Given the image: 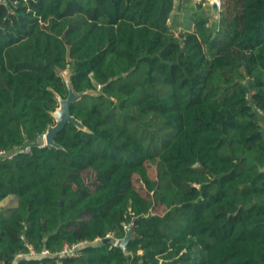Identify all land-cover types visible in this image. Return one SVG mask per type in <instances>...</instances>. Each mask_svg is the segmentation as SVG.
<instances>
[{
    "label": "trees",
    "instance_id": "obj_1",
    "mask_svg": "<svg viewBox=\"0 0 264 264\" xmlns=\"http://www.w3.org/2000/svg\"><path fill=\"white\" fill-rule=\"evenodd\" d=\"M190 2L0 0V264H264V0Z\"/></svg>",
    "mask_w": 264,
    "mask_h": 264
},
{
    "label": "water",
    "instance_id": "obj_2",
    "mask_svg": "<svg viewBox=\"0 0 264 264\" xmlns=\"http://www.w3.org/2000/svg\"><path fill=\"white\" fill-rule=\"evenodd\" d=\"M218 5L216 3L213 4V9L215 12H218ZM64 79L66 81L67 87H68V95L66 97H62L61 95L57 94L58 100H59V106L56 108L55 111H53V116L55 118V123L50 125L44 134L45 144L48 145H54L57 147H60V145L56 142L55 137L56 135L65 128L67 123H74L77 127L81 129L87 130V127L83 124V122L79 119H77L71 112V105L72 103L80 100L85 94H95L97 93L95 90H87L83 93H77L72 86L71 83V75L64 74ZM133 234V225L128 227L127 234L124 238H119L116 242V245L121 246L126 250L127 243L131 239ZM110 238L109 236L104 239V241H108Z\"/></svg>",
    "mask_w": 264,
    "mask_h": 264
},
{
    "label": "rangeland",
    "instance_id": "obj_3",
    "mask_svg": "<svg viewBox=\"0 0 264 264\" xmlns=\"http://www.w3.org/2000/svg\"><path fill=\"white\" fill-rule=\"evenodd\" d=\"M177 1H179V0H177ZM191 1L192 2L186 4L188 6L185 9L181 8V9L177 10V12L180 14V21L182 23H184V21L190 23V15H191L190 14V10L191 9L189 8V6L190 5H195V8H196L198 6V3H201V5L204 7V10L206 11L207 15H210L211 21L213 19H215L216 15H218V13H216L215 10L213 9V4L214 3H216V4L219 3V8H220L221 2H216V0H191ZM192 3H194V4H192ZM195 8H193V10H196ZM219 8H218V11H219ZM191 25L194 26V24H191ZM183 28H178V29H182L183 30ZM62 73H64V74H68L69 73L71 75V72H70L69 69L62 70L61 74ZM40 141H45L44 137H42L40 139ZM17 203H18V197L16 195H10L9 197H7L6 199H4L3 201L0 202V206H2V207H13V206H16ZM109 238H115V241L118 240L113 234L109 235Z\"/></svg>",
    "mask_w": 264,
    "mask_h": 264
},
{
    "label": "built area",
    "instance_id": "obj_4",
    "mask_svg": "<svg viewBox=\"0 0 264 264\" xmlns=\"http://www.w3.org/2000/svg\"><path fill=\"white\" fill-rule=\"evenodd\" d=\"M216 2H220V1L219 0L217 1L216 0ZM217 4H218V7H219V3H217ZM42 137H44V135ZM40 142H41L40 144L42 146L46 145L45 144V141H40ZM30 149H31V147H30V145H28V146H25V147H22V148H18L15 152H7L5 150H0V159H4L6 157L11 158V157H13V155L16 152H29ZM77 247H78V245L77 244H74L71 247H66L62 252L63 253L74 254L75 251L77 250ZM43 253H48V251L47 250H44ZM29 254H31V255H37L38 253L33 249ZM23 255H24V253H19L17 255V257H21Z\"/></svg>",
    "mask_w": 264,
    "mask_h": 264
},
{
    "label": "crops",
    "instance_id": "obj_5",
    "mask_svg": "<svg viewBox=\"0 0 264 264\" xmlns=\"http://www.w3.org/2000/svg\"><path fill=\"white\" fill-rule=\"evenodd\" d=\"M3 201V200H2ZM0 207H2V206H0Z\"/></svg>",
    "mask_w": 264,
    "mask_h": 264
}]
</instances>
